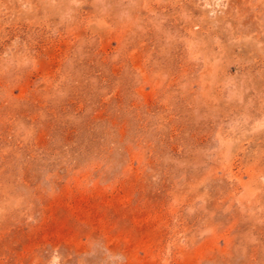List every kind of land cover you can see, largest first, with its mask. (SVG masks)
Wrapping results in <instances>:
<instances>
[{
    "label": "rangeland",
    "instance_id": "rangeland-1",
    "mask_svg": "<svg viewBox=\"0 0 264 264\" xmlns=\"http://www.w3.org/2000/svg\"><path fill=\"white\" fill-rule=\"evenodd\" d=\"M0 264H264V0H0Z\"/></svg>",
    "mask_w": 264,
    "mask_h": 264
}]
</instances>
